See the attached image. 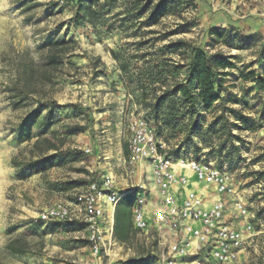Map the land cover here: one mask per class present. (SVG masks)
<instances>
[{"label":"rangeland","instance_id":"1","mask_svg":"<svg viewBox=\"0 0 264 264\" xmlns=\"http://www.w3.org/2000/svg\"><path fill=\"white\" fill-rule=\"evenodd\" d=\"M208 1L187 0L181 12L149 25L145 23V16L136 18L129 14L127 6L131 0H119L107 8L106 26L95 29L91 25H74V8L67 1L0 0V264H127L142 251L153 256L151 264H166L168 259L190 262L198 257H172L169 247L173 236L166 240L154 227L147 234H139L133 243L118 242L94 256L84 222L70 220L73 224L65 227L57 221L44 222L38 215L56 202L73 201L90 182L98 181L104 172L96 169L95 164L108 166L105 163L108 161L120 175L126 168L134 171L142 162L129 166V156L124 153L130 136V120L145 114L136 99L140 92L135 88L149 63L163 58L184 62L181 53L165 49L168 42L183 39L193 45H204L210 53L235 54L234 60L239 66L256 61L263 48L264 35L259 31L244 33L238 27L224 24V11L236 16L260 12L264 0ZM213 21L219 26L234 28L244 36L255 35L256 41L245 49L213 43L206 34ZM109 24L113 25L111 32L107 28ZM55 38L71 42L72 50L62 58L63 65L58 69L40 68L35 81L36 95L25 97V105L14 109L6 85L14 78L20 60L32 59L42 66L46 62L45 45ZM260 59L264 61V50ZM121 62H128L127 73L121 69ZM50 76L53 77L50 79ZM161 80L149 85L148 90L159 87ZM225 84L224 102L217 104L216 113H209L207 120L221 114L225 103L230 123L235 117L227 108L252 117L259 126L250 130L232 127L233 137L222 152H217V146L223 137L213 141L216 151L208 153L207 147L195 155L190 148L186 157L212 162L233 183L235 193L223 196L227 200L226 215L246 234L240 257L233 264H264V177L258 175L264 171V92L255 88L253 82L240 80L236 69ZM231 96L239 101H227ZM37 97L81 103L90 108L92 122L87 124L83 116L74 117L65 112L57 115V122L49 128L39 129L29 115ZM81 125H88L84 132L68 134V126ZM44 134L66 136L63 150L72 151L78 158L44 173L24 172L14 166L12 158L21 151L27 154L28 144L33 142L28 137ZM178 143L171 140L167 152ZM87 148L92 151L87 152ZM71 181L81 183L67 187ZM237 201L245 206L247 216L240 215L235 206ZM19 236L25 237L31 252L16 254L5 247ZM154 241H157L156 247L151 246ZM198 258L203 264H220L208 256Z\"/></svg>","mask_w":264,"mask_h":264},{"label":"trees","instance_id":"2","mask_svg":"<svg viewBox=\"0 0 264 264\" xmlns=\"http://www.w3.org/2000/svg\"><path fill=\"white\" fill-rule=\"evenodd\" d=\"M66 1L74 8L72 16L74 25H91L97 29L99 25L106 26L104 17L107 8L119 0ZM186 3L187 0H131L127 11L132 17L145 16V23L151 25L157 23L164 16L181 12ZM107 28L111 32L113 25L109 24ZM206 34L213 43L226 44L235 49L251 47L256 41L255 35L244 36L234 28L215 25L211 26ZM45 46L47 47L46 62L40 66L32 59L20 60V64L14 72V78L6 85L8 98L14 109L25 105L23 102L25 97L36 95L35 81L39 78L40 68L58 69L63 65L62 58L73 48L71 42L65 38L51 39ZM262 47L256 61L239 66L234 60L235 54L210 53L202 44L193 45L186 40L177 39L168 42L165 49L169 52L181 53L185 59L184 62L163 58L148 64V69L142 72L135 88L137 92H140L136 99L144 108V117L156 132L159 140L166 144L171 140L179 141L168 153L171 158L175 161L187 158L190 148L194 150L195 155L207 147H209L208 153H212L216 151L213 145L215 138L223 137V141L217 146V152H222L227 147V142L233 137L232 127L239 130H250L259 126V124H255L252 117L227 108L235 117V121L230 123L226 116L225 103L220 110L221 114L215 115L210 121L207 120V116L209 113H216L217 104L224 102L222 92L228 77L233 74L235 69L239 72L240 80L251 81L255 88L264 92V61L260 59L264 44ZM255 65H257V69H254ZM120 67L127 73L128 62H121ZM51 77L53 76H50V79ZM129 77L132 79V76ZM169 77H171L170 81ZM160 80L162 83L159 87L152 91L148 90L149 85ZM149 82L150 84H148ZM231 97L227 101L233 103L239 101L236 96ZM65 112L72 113L74 117L83 116L87 124L92 122L89 107L71 101L62 103L53 98L40 99L37 97L36 105L29 115L31 121L37 124V128L43 129L49 128L51 124L57 122L56 116ZM87 127L88 125L68 126L67 132L68 134L82 133ZM32 140L33 142L28 144L27 154L21 151L11 160L14 166L24 172L44 173L53 167L65 166L68 162L78 158L72 154V151L63 150L66 136L49 137L45 134L29 136L28 141ZM200 142L203 145L200 146ZM236 149L238 148L236 147ZM124 153L129 156L128 143L124 145ZM258 175L264 177V171L258 172ZM256 178H258L257 175ZM79 183L81 182L71 181L66 185L71 187L72 184ZM138 191V187L125 190L126 193L116 204L113 238L121 244L133 243L140 234L133 222V206ZM127 202L128 205H126ZM68 221L70 220L57 221L56 223L65 227L73 224ZM156 245L157 241L151 244L152 247H156ZM5 247L16 254L31 252V246L23 236L9 241ZM151 258L153 256L149 252L142 251L130 258L127 264H151Z\"/></svg>","mask_w":264,"mask_h":264},{"label":"built area","instance_id":"3","mask_svg":"<svg viewBox=\"0 0 264 264\" xmlns=\"http://www.w3.org/2000/svg\"><path fill=\"white\" fill-rule=\"evenodd\" d=\"M56 1L63 3L66 0ZM129 131L128 165L134 166L144 160L151 161L154 182L160 194V204L154 210V218L160 226L168 224L175 227L176 239L169 247L172 257L208 256L220 264L236 262L243 250L246 234L226 215L227 201L223 196L235 193L230 177L212 162L189 158L175 161L168 155L167 144L158 139L144 115L130 120ZM86 151L91 152L92 149L87 148ZM176 166L190 169L196 182L212 188L218 198L209 204L193 189H187L185 196L180 198L177 188H187L191 179L179 174ZM138 188L141 192L136 194L133 222L140 234H147L151 228L148 220L149 202L144 192L145 186L141 184ZM125 193V190L115 186L113 177L107 175L99 181L90 182L73 201H59L44 208L38 219L44 222H84L92 253L97 256L117 244L113 237L107 238L105 234L104 206H116ZM235 206L241 216H247V210L241 202L237 201ZM166 264H175V260L168 259Z\"/></svg>","mask_w":264,"mask_h":264},{"label":"crops","instance_id":"4","mask_svg":"<svg viewBox=\"0 0 264 264\" xmlns=\"http://www.w3.org/2000/svg\"><path fill=\"white\" fill-rule=\"evenodd\" d=\"M262 8L263 9H261L260 12L253 11L250 12L248 15H242V16L232 15L229 14V12L226 13L224 11L225 13L224 24L238 27L244 33L246 32L254 33L259 31L264 35V6ZM214 25L219 26L220 24H217L216 22L213 21L211 23V26ZM92 147L93 150H95V146L93 145ZM105 163H107L108 166L101 165L100 163L95 164L96 169H100L101 172H104L99 178V180H101L104 176L111 175L114 179L115 186L121 190H128L143 184L145 186L144 192L149 202L148 220L150 226L159 229L160 231L159 235L165 237L166 240H168V238L170 239L173 236V239L170 240V242H174V240L176 239L175 231L171 230L168 224H163L160 226L154 218V210L160 204V194H159V188L154 182L153 167L151 161L145 160L140 162L136 166L135 170L131 172L128 171L129 170L128 168H126L124 170V173L120 175L119 173H116L114 171V169L108 164L109 163L108 161ZM95 166L93 167L95 168ZM106 167L108 169H106ZM176 169L178 170L179 174L186 175L191 179V184L187 188L185 187L177 188L179 189L177 194L180 198L185 196L187 189L195 190L198 194L203 196L206 202L209 204L213 202L216 198H218V195L215 193V191L212 188H209L207 185L203 183L196 182L195 176L190 171V169L180 168L179 166H176ZM138 192H141L140 189ZM104 207H105V218L103 221V228L107 238H111L113 237L114 213L116 206L105 204ZM175 264H203V263L200 258L195 257V259H192L190 262L180 261V263L175 262Z\"/></svg>","mask_w":264,"mask_h":264},{"label":"bare ground","instance_id":"5","mask_svg":"<svg viewBox=\"0 0 264 264\" xmlns=\"http://www.w3.org/2000/svg\"><path fill=\"white\" fill-rule=\"evenodd\" d=\"M200 195V194H199Z\"/></svg>","mask_w":264,"mask_h":264}]
</instances>
